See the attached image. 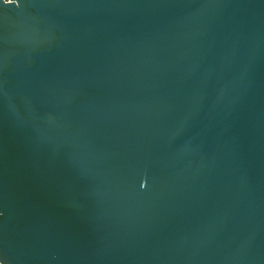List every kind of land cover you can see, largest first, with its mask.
Segmentation results:
<instances>
[{
    "label": "water",
    "instance_id": "1",
    "mask_svg": "<svg viewBox=\"0 0 264 264\" xmlns=\"http://www.w3.org/2000/svg\"><path fill=\"white\" fill-rule=\"evenodd\" d=\"M1 264H264V0H0Z\"/></svg>",
    "mask_w": 264,
    "mask_h": 264
},
{
    "label": "built area",
    "instance_id": "2",
    "mask_svg": "<svg viewBox=\"0 0 264 264\" xmlns=\"http://www.w3.org/2000/svg\"><path fill=\"white\" fill-rule=\"evenodd\" d=\"M1 264V263H0Z\"/></svg>",
    "mask_w": 264,
    "mask_h": 264
}]
</instances>
